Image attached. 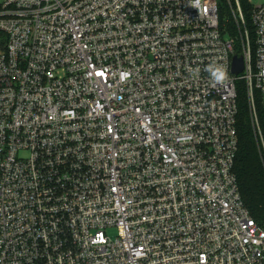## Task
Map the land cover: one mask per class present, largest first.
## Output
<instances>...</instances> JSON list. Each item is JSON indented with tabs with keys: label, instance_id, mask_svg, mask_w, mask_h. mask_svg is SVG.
Masks as SVG:
<instances>
[{
	"label": "built area",
	"instance_id": "obj_1",
	"mask_svg": "<svg viewBox=\"0 0 264 264\" xmlns=\"http://www.w3.org/2000/svg\"><path fill=\"white\" fill-rule=\"evenodd\" d=\"M248 1L0 0V264H264L234 171L237 81L259 132L264 105Z\"/></svg>",
	"mask_w": 264,
	"mask_h": 264
},
{
	"label": "trees",
	"instance_id": "obj_2",
	"mask_svg": "<svg viewBox=\"0 0 264 264\" xmlns=\"http://www.w3.org/2000/svg\"><path fill=\"white\" fill-rule=\"evenodd\" d=\"M246 19L251 25V4L248 0H240ZM221 28L230 35H237L238 28L233 19L223 21ZM7 37L0 31V51L5 49ZM235 52L243 53L241 43L236 45ZM242 84H239V83ZM238 92L237 130L239 149L234 171L242 198L251 215L260 223H264V105L259 90H255L254 98L259 119L260 131L253 122L247 85L244 80L236 83Z\"/></svg>",
	"mask_w": 264,
	"mask_h": 264
},
{
	"label": "rangeland",
	"instance_id": "obj_3",
	"mask_svg": "<svg viewBox=\"0 0 264 264\" xmlns=\"http://www.w3.org/2000/svg\"><path fill=\"white\" fill-rule=\"evenodd\" d=\"M221 17L223 21H231V19H233L231 8L227 4H224L223 2H221ZM239 84L242 83L240 82ZM109 234L112 237H114L116 234V230L114 229L109 230Z\"/></svg>",
	"mask_w": 264,
	"mask_h": 264
},
{
	"label": "water",
	"instance_id": "obj_4",
	"mask_svg": "<svg viewBox=\"0 0 264 264\" xmlns=\"http://www.w3.org/2000/svg\"><path fill=\"white\" fill-rule=\"evenodd\" d=\"M245 59L244 56L235 54L233 57L232 71L234 74L238 75L244 71Z\"/></svg>",
	"mask_w": 264,
	"mask_h": 264
},
{
	"label": "clouds",
	"instance_id": "obj_5",
	"mask_svg": "<svg viewBox=\"0 0 264 264\" xmlns=\"http://www.w3.org/2000/svg\"><path fill=\"white\" fill-rule=\"evenodd\" d=\"M212 77L216 81H222L225 78V70L223 68H210Z\"/></svg>",
	"mask_w": 264,
	"mask_h": 264
}]
</instances>
